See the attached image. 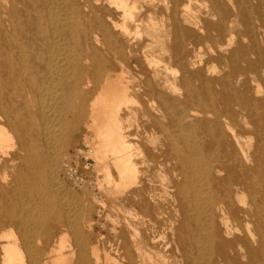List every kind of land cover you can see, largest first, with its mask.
Wrapping results in <instances>:
<instances>
[{"label": "bare ground", "instance_id": "1", "mask_svg": "<svg viewBox=\"0 0 264 264\" xmlns=\"http://www.w3.org/2000/svg\"><path fill=\"white\" fill-rule=\"evenodd\" d=\"M208 1L0 0V264H264V0Z\"/></svg>", "mask_w": 264, "mask_h": 264}, {"label": "rangeland", "instance_id": "2", "mask_svg": "<svg viewBox=\"0 0 264 264\" xmlns=\"http://www.w3.org/2000/svg\"><path fill=\"white\" fill-rule=\"evenodd\" d=\"M252 2L255 4L256 0H252ZM189 5H190L189 12L192 15V19L194 23L185 24L182 21L184 26L189 27L190 29H197L195 22H198L200 20L216 22L218 20L217 17H213L211 15L210 2L208 0H190ZM180 19H182V17H180ZM242 29H243L242 26H238L236 30L241 31ZM196 32L197 33L191 38H189V34L186 35V37L184 38V46L188 52L191 51V55L193 56L194 59L196 60L202 59V64L208 65L210 64L209 63L210 59L215 55L214 48H216V45L213 44L212 42H207V41L197 42L198 36L202 35L203 33L201 34L198 31ZM207 32H210V31H207ZM151 132L152 134H154L153 130H149L147 133L149 135H152ZM147 133H142L139 136V138L134 139L135 142H138L142 145L144 144L150 147V145L147 143ZM86 153H87V147L85 148V153L82 155L80 160L78 162L75 161V163H73V166L77 167L78 172L82 175L81 177L95 184L97 183L96 181L101 179V177L98 174V171L93 167L94 166L93 164H95L93 159H86L85 157ZM157 184L158 183L154 182L152 185H157ZM145 195H146V191H145ZM125 203L127 205H130L132 204V201L128 199L125 201ZM117 205H118L117 200L109 199L105 201L104 206H103L104 208H102V212L100 214H97L96 212L92 214V218L94 220V224L92 226L93 231L92 229L89 230L87 227L86 228L83 227V233L88 243L97 241L100 244V246L102 245L109 246L110 244L116 243L120 236H124L129 240V237L133 234L135 225H133L134 224L133 222H130L131 225L128 226L127 221L125 219L126 214L120 208H118ZM107 212L109 214H107ZM137 228L139 229V232L142 235L144 236L150 235V231H148V228L144 227L143 224L138 223ZM156 229H157L156 231L157 235L163 236L165 233L168 232V230L166 229L162 221H159ZM71 239H72V236H71ZM165 254L168 255L169 253L166 252Z\"/></svg>", "mask_w": 264, "mask_h": 264}]
</instances>
